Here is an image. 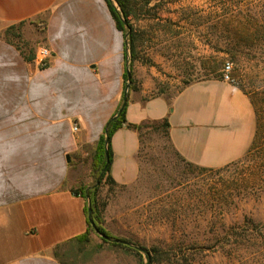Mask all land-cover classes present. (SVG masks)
<instances>
[{
  "label": "crops",
  "instance_id": "1",
  "mask_svg": "<svg viewBox=\"0 0 264 264\" xmlns=\"http://www.w3.org/2000/svg\"><path fill=\"white\" fill-rule=\"evenodd\" d=\"M24 23L37 26L32 36L19 42L4 33ZM40 46L51 52L44 67L35 60ZM126 53L105 0H0V264H70L61 255L88 227L87 201L74 190L93 182L89 160L121 105ZM125 119L166 120L175 154L211 170L240 160L256 128L248 97L222 79L191 83L173 97L138 87ZM110 149L117 194L138 180V131L118 129ZM116 194L108 193L106 222Z\"/></svg>",
  "mask_w": 264,
  "mask_h": 264
},
{
  "label": "rangeland",
  "instance_id": "2",
  "mask_svg": "<svg viewBox=\"0 0 264 264\" xmlns=\"http://www.w3.org/2000/svg\"><path fill=\"white\" fill-rule=\"evenodd\" d=\"M110 1L123 20L117 2ZM127 1L140 11L127 18L135 39L133 60L131 29L123 25L126 69L136 88L147 87L148 96L173 97L191 83L222 79L226 64L232 84L248 99L264 85V46L239 47L231 57L227 33L215 26L216 4L222 2ZM260 11L264 14V6ZM33 26L17 24L4 33L20 42L32 36L28 31ZM217 62L220 69L210 73ZM251 159L243 156L223 168L201 169L178 158L160 124L147 125L140 138L138 180L112 192V221L104 220L106 207L100 211L110 238L136 248L103 242L93 231L87 241L68 246L61 259L70 264H264V175ZM106 192L107 186L100 188L99 200L107 205Z\"/></svg>",
  "mask_w": 264,
  "mask_h": 264
},
{
  "label": "trees",
  "instance_id": "3",
  "mask_svg": "<svg viewBox=\"0 0 264 264\" xmlns=\"http://www.w3.org/2000/svg\"><path fill=\"white\" fill-rule=\"evenodd\" d=\"M115 1L117 2V4L121 9L123 20L120 18L116 8L113 6L111 1L105 0L118 30L123 32V25L125 26L127 25L131 29L129 37L131 42L130 43L131 59L133 60L134 59L133 53L135 52V39L133 38L134 36L133 30L127 18L130 15L136 16V12L140 11L139 9L140 7H136V8L129 7L127 4L128 2L127 0H115ZM217 1L222 3L216 4L217 20L215 26L216 29L222 30L223 32L227 33V40L229 42L228 45L233 48V51L229 52L232 58L236 57V50L239 47L250 49L257 44H261L262 46H264V14L261 11L258 12V9L264 6L263 3L248 2L246 4H243L238 0H217ZM221 65H222L221 62H217L215 66L210 69V73L216 72L218 69H220ZM124 80L126 84L127 82L126 72L124 74ZM135 89H136L135 83L133 80V76L131 74L129 91H133ZM249 99L256 119V128H255L253 141L248 151L244 155V160H248L252 158L251 160L256 162L255 168L258 170V174L264 175V85L260 86L259 88H256L250 94ZM126 106L115 119H112L113 116L109 119V121L107 122L104 128L103 134L100 136L97 142L95 153L89 160L91 174L93 178V186H89V187L82 186L74 190V194H80L83 198L86 199L87 201V206L85 209L86 213L88 209V202L90 203V206L92 208V214H91L92 221L96 225V228L98 229L99 233L104 234L109 238L110 236L106 232V229L103 226V221H101L100 218V211L101 209H104L106 207V202H102L99 200V190L101 187L107 186V192L109 194H112V192H114L116 187V184L114 183V181L112 180L109 174L111 158H112V152L110 149L111 136L114 134L115 131L122 128L123 126H126L138 131L139 136L141 138L142 130L146 128L147 125H150V124H142L138 126L136 125L132 126L128 124L125 119ZM157 124L161 125L166 140L168 141L167 121L164 120L161 123H152V125H157ZM105 129H106V133H105ZM105 140H107V143H105ZM105 150H107L108 152V163L105 160ZM257 162L261 165H257L258 164ZM205 170H211V169H205ZM96 181H99L98 186H94ZM87 226L88 227L86 233L78 237L75 241L84 242L88 240L90 233L93 232V229L89 224V221H87ZM102 240L103 242H107L104 239ZM111 243H113V245L122 246V244H116L114 242Z\"/></svg>",
  "mask_w": 264,
  "mask_h": 264
},
{
  "label": "water",
  "instance_id": "4",
  "mask_svg": "<svg viewBox=\"0 0 264 264\" xmlns=\"http://www.w3.org/2000/svg\"><path fill=\"white\" fill-rule=\"evenodd\" d=\"M126 74H127V82L125 84L124 91H123V94H122V103H121V106H120L117 114L115 116H113L112 119H115L121 113V111L124 109V107L127 104L129 90H130V82H131V74H130V71L128 69H126ZM105 133H106V129H105ZM105 143H107V140H105ZM105 160L108 163V152H107V150H105ZM98 184H99V181H96V183H95L94 186H98ZM87 214H88L89 224L91 225L93 231L98 236H100L102 239H104L105 241H108V242H114L116 244H122V245H126V246H129V247L136 248V247L132 246L130 243H128L126 241H123V240H120V239H112V238L107 237L104 234H100L99 231H98V229L96 228V225L94 224V222L91 219L92 208H91L89 202H88Z\"/></svg>",
  "mask_w": 264,
  "mask_h": 264
},
{
  "label": "built area",
  "instance_id": "5",
  "mask_svg": "<svg viewBox=\"0 0 264 264\" xmlns=\"http://www.w3.org/2000/svg\"><path fill=\"white\" fill-rule=\"evenodd\" d=\"M50 58H51V52L47 47L40 46L37 49L35 54V60L37 61L40 67L46 66ZM230 70H231V66L229 64H226L223 70L222 80L232 84V80L230 78ZM78 129H79L78 122H74L72 126V132L74 134H77Z\"/></svg>",
  "mask_w": 264,
  "mask_h": 264
}]
</instances>
